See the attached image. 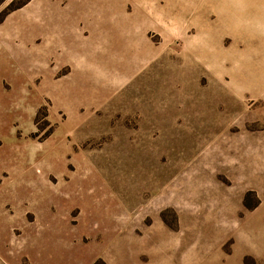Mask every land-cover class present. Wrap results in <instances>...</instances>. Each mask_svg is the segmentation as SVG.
Listing matches in <instances>:
<instances>
[{
  "label": "rangeland",
  "instance_id": "obj_1",
  "mask_svg": "<svg viewBox=\"0 0 264 264\" xmlns=\"http://www.w3.org/2000/svg\"><path fill=\"white\" fill-rule=\"evenodd\" d=\"M0 264H264V0H0Z\"/></svg>",
  "mask_w": 264,
  "mask_h": 264
}]
</instances>
